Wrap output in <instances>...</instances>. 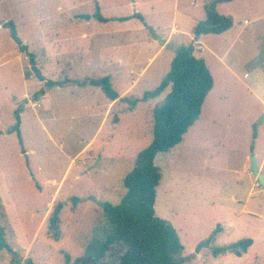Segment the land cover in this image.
<instances>
[{
	"label": "rangeland",
	"instance_id": "obj_1",
	"mask_svg": "<svg viewBox=\"0 0 264 264\" xmlns=\"http://www.w3.org/2000/svg\"><path fill=\"white\" fill-rule=\"evenodd\" d=\"M149 2L153 5L137 6L133 0H0V226L12 250L0 248V264H66L65 255L76 261L94 231L108 225L102 205L122 202L123 181L139 152L152 144L153 109L167 93L136 105L134 101L159 87L171 59L191 43L189 37L175 36L149 63L155 53L142 39L145 33L165 39L175 9L172 2ZM206 2L194 7L179 0L178 16L197 21L203 13L205 18ZM97 4L109 19L143 15L147 31L141 30V19L87 23L82 15L94 14ZM237 5H220L217 12ZM245 20L252 18L240 13L234 28L241 30ZM8 23L25 51L13 41ZM239 47L228 61L246 54H238ZM33 63L44 81L35 77ZM147 65L139 84L104 119L110 102L90 80L108 76L123 93ZM58 81L64 86L50 85ZM238 86L239 91L223 96L221 111L212 117L211 96L183 142L155 160L162 174L156 216L178 231L184 264H264V186L250 174L252 158L259 165L264 159V112L260 105L241 104L237 92L251 96ZM221 90L217 82L213 93ZM19 111L25 153L17 135L10 133ZM261 174L264 178V167ZM254 181L259 184L255 196L249 195ZM59 204L62 235L55 240L49 218ZM247 239L253 244L242 257L231 251L213 254L216 247ZM208 242L210 248L198 252Z\"/></svg>",
	"mask_w": 264,
	"mask_h": 264
},
{
	"label": "trees",
	"instance_id": "obj_2",
	"mask_svg": "<svg viewBox=\"0 0 264 264\" xmlns=\"http://www.w3.org/2000/svg\"><path fill=\"white\" fill-rule=\"evenodd\" d=\"M235 0H218L207 8V18L198 24L195 34H222L228 31L233 20L216 11L217 3H229ZM136 18L144 20L142 16ZM85 20L94 18L99 22H108L97 7L93 16H83ZM127 21L129 18H122ZM9 25L12 23H8ZM21 51L27 49L21 46ZM90 83L101 88L110 101L120 98L111 78L106 76ZM52 86H64L62 82L50 83ZM214 79L205 61L194 55L193 47H181L174 57L170 71L158 88L146 92L142 99L134 104L148 102L165 96L162 103L153 109V142L139 152L133 170L125 177L123 186L126 193L118 205L104 203L103 213L108 221L105 228L96 229L86 246L85 253L76 261L65 255L66 264H184L185 250L179 233L167 220L156 216L155 204L157 188L162 180L160 168L155 160L159 154L168 153L183 142L184 136L199 120L205 100L212 91ZM22 113V112H21ZM21 113L16 112L17 122L10 133L17 135L22 151L25 144L21 131ZM76 205L77 198H73ZM57 205L49 218V230L53 239H60L62 232L61 211ZM251 239L242 240L228 247H216L213 254L218 257L226 251L242 257L252 246ZM0 248L12 251L5 240V231L0 226ZM31 264V263H30Z\"/></svg>",
	"mask_w": 264,
	"mask_h": 264
},
{
	"label": "crops",
	"instance_id": "obj_3",
	"mask_svg": "<svg viewBox=\"0 0 264 264\" xmlns=\"http://www.w3.org/2000/svg\"><path fill=\"white\" fill-rule=\"evenodd\" d=\"M120 1L122 2V0ZM141 1H144V2H141ZM141 1L133 0V4L138 6L140 3H142L143 4L142 6L144 5L149 6L148 3H152V2H149L150 0H141ZM158 1L166 5H168L171 2L173 3V6L175 7L173 11V16H172L173 25H172L171 32L165 39L164 37L153 39L150 35L145 33L146 37L142 39L143 42L141 44L144 45L147 49H149V52L155 53L151 57L149 63H151L153 59L156 56H158L160 53H163L165 49L171 46L173 37L181 36V35L185 37H189L191 41L190 47H193L194 43H197L200 47V49L196 48L194 50V55L197 58H201L205 61L214 79L213 89L208 94L205 100L204 106H203L204 108L205 104L207 103V100L212 96L210 100V116L211 117L215 116L216 112L221 111V107H222L221 103H223V96H225L227 99V95H226L227 93H231L234 89H236V91H239L240 88L238 85H242V87H244L247 94L251 96V98L249 99L248 95L240 96L239 93L237 92V99H239L240 103L244 104L245 106L250 104L254 108L255 107L257 108L260 105L261 112H264V61H263V58H264V0H235L233 2H229V4H238L237 6H235L234 10H230L227 13L218 11L220 15L229 17L233 21L235 17L239 16L240 13L251 17L252 18L251 21L245 20L244 22L245 27H243L241 30L235 29L234 23H233L232 27L228 31L222 34H212L211 33V34H200V35L195 34V29L199 23L206 20L207 8L209 7L210 3L213 0H206L207 1L206 3H209V4L208 6H206V10L204 11L205 18L202 17L203 13L201 14L198 13L199 15H201V18L199 20H203L201 22H199V20L194 21L192 19H188L187 14H181V16H178L177 11L179 9L178 8L179 0H158ZM201 3H203V0H200V1L189 0V5L194 6V7L200 6ZM223 4H228V3H217L216 11L218 10L219 6ZM97 7L100 9L98 4L96 5V8ZM100 14L102 15L101 12ZM93 15L94 14H91L89 16H93ZM135 15H137V13H134L128 17H115L112 19L105 18L103 15L102 16L105 19H108V21L110 20L121 21L120 19L122 18H129V20L127 21H130L133 19H136V20L138 19L135 17ZM83 16H87V15H82V17ZM142 17L144 18V24H143V27H141V30L147 31V28L145 27L146 18L143 15ZM83 20L89 23V21L96 20V19L91 18L90 20H85V19ZM246 21L248 23H246ZM2 27L4 26H0V28ZM251 27H252V30L249 32V34H245L246 29H249ZM86 36L88 37V35L84 33L83 37H86ZM244 37L247 40H245ZM238 43L241 44V47H239L238 54H241L242 50L246 52V54L237 55L236 61H228L230 52L232 51V49L237 48ZM173 59H171V61H173ZM258 60H262V63L259 64ZM147 68H148V65L142 70L141 74L136 78V80H133L130 83V85L126 88V90L123 93H119L120 98L118 100L116 101L109 100L110 103L105 111L104 119L110 116V114L114 110V107L120 101H123L124 99H126V96L131 94V92L134 90V87L139 84L140 79L144 76V73ZM170 68H171V65H170ZM119 74H121L120 69H117L115 72V76L117 77V80L120 79ZM111 81H112V84L116 86L113 78H111ZM217 82H219V84L221 85L222 90L218 93H213ZM153 123H154V120H153ZM257 148L258 146L256 145L255 149ZM263 167H264V159L262 160L261 165H259V162H258V168H259L260 173ZM250 174H252V172H250ZM255 180H258L257 176ZM258 185L259 184L257 181L251 184V186L249 187V195L255 196L256 193L254 189Z\"/></svg>",
	"mask_w": 264,
	"mask_h": 264
},
{
	"label": "water",
	"instance_id": "obj_4",
	"mask_svg": "<svg viewBox=\"0 0 264 264\" xmlns=\"http://www.w3.org/2000/svg\"><path fill=\"white\" fill-rule=\"evenodd\" d=\"M217 1H218V0H213V1L210 3L209 7H210L212 4H214L215 2H217ZM0 26H4V23L0 22ZM8 26H9V29H10V31H11V33H12V39H13V41H14L16 44H18L19 46H22V45H23V42H22V41L19 39V37L17 36V33H16V30H15L14 25H12V24L9 25V24H8ZM34 57H35L34 55H30V59H34ZM32 71H33L35 77H36L39 81H44L45 78H44V76L42 75L40 69H38V67L36 66L35 63H33V65H32ZM252 161H253V162H252V173H253L255 176L258 177V180H259L260 184L264 186V178H263V175L259 172L257 159H256L255 157H253V158H252ZM203 247L210 248V242L203 244V245L199 248L198 252H199Z\"/></svg>",
	"mask_w": 264,
	"mask_h": 264
},
{
	"label": "built area",
	"instance_id": "obj_5",
	"mask_svg": "<svg viewBox=\"0 0 264 264\" xmlns=\"http://www.w3.org/2000/svg\"><path fill=\"white\" fill-rule=\"evenodd\" d=\"M246 23H248V22L246 21ZM193 47L197 48V49H200V47H199V45L197 43H194Z\"/></svg>",
	"mask_w": 264,
	"mask_h": 264
}]
</instances>
